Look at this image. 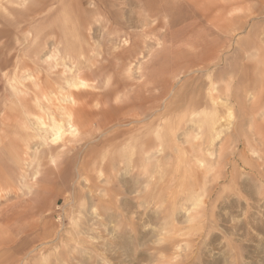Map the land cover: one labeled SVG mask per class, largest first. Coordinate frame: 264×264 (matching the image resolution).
Here are the masks:
<instances>
[{
	"label": "rangeland",
	"instance_id": "374dc122",
	"mask_svg": "<svg viewBox=\"0 0 264 264\" xmlns=\"http://www.w3.org/2000/svg\"><path fill=\"white\" fill-rule=\"evenodd\" d=\"M261 49L264 0H0V264H264V99L186 134Z\"/></svg>",
	"mask_w": 264,
	"mask_h": 264
},
{
	"label": "bare ground",
	"instance_id": "6f19581e",
	"mask_svg": "<svg viewBox=\"0 0 264 264\" xmlns=\"http://www.w3.org/2000/svg\"><path fill=\"white\" fill-rule=\"evenodd\" d=\"M208 3L212 4L211 7L219 4L215 1L214 2L209 1ZM225 3H223L222 5L220 3V5H218V7L216 6L218 8V15H220V16L223 15L224 13H226L227 10H229L231 8V3H229V2H228L229 4H227V3L225 4ZM210 4H208V5H210ZM198 5H200V4H198ZM235 21L240 22V20H238L237 16L230 18L228 23H226L222 26H219V28L223 27L224 29L228 30L229 27H231ZM245 23H247V22H245ZM235 26H237V25L235 24ZM221 36L225 37V38L229 37L227 35V32L225 35L221 34ZM222 46H223V43L221 44L220 47H222ZM217 50L218 49H216V51ZM211 57L212 58L217 57L216 52L213 53V55H211ZM259 62L262 65H264V49L260 50ZM263 69H261L262 72H260L259 76L257 75V78L253 79V77L252 78L249 77L248 81L244 84V89H246L244 93L246 95H250V97H248V99H245V97L241 98L238 95H237L238 97H236L234 94H232L231 86L229 84L233 81L232 75L228 76V74H227L226 77H227V79H229V83H226V84H220V81H222L221 79L210 81L209 85L207 86V88L203 94V98L205 99V106L203 108L195 111V118L192 119V121H191L192 123L190 122L191 124L188 125L189 129L186 131V134L189 133L190 129L195 126L197 129V132L200 135H205V137H207V139H208L207 142L208 141L211 142L212 140H214V138L220 136L221 133H224L223 134V140H225V142H228L229 140L233 139L234 133L232 131L225 133L224 128H222V127H225V123L222 124L221 121H222V119H225L226 116L231 115L232 108L230 105H231V102L234 98L239 103L241 108H242V106H244L245 109L243 111H245V114L248 115L250 122H254L256 117H257L258 111L261 109V105H262L261 102L264 99L263 98L264 97L263 96L264 78L262 77V73L264 71ZM71 85L73 87H75L76 89H78L80 87H85L87 84L83 79H76V80H73L71 82ZM257 88H258V90H257ZM63 90H65V89H63ZM68 96H69L68 101H71V100L73 101V99L71 97L72 95L70 94ZM233 96H235V97H233ZM152 98H154V97H152ZM200 98H192L191 101L198 102ZM61 108H62V110H66L65 107H61ZM70 110H69V112L68 111L65 112V114H66V120L65 121H66V125H68L67 130L72 132L75 130V127L72 124L73 115L70 112ZM41 124L43 125V127H45V129L52 128L54 130L53 133H51L52 134L51 136H53L54 138L61 136V134L64 132L63 126H65V125H62V120L59 121L55 118H52V122L50 124H46V122H41ZM176 125L178 128H183V129H185V126L187 127L186 124L184 126H182L180 124L179 120L176 121ZM164 127L168 133H170V132L173 133V130H172L174 127L173 120L171 118H167L164 122ZM234 129H236V128H234ZM153 132H155V131H153ZM160 132H161L160 130L159 131L157 130L156 135H159ZM258 133L260 135L262 134L261 131H258ZM255 134H257V133L255 132ZM161 136H162V133L160 134V137ZM162 140L163 139H161V141ZM247 140H249V138ZM152 141H150V138H147L143 142H141V147L143 148L142 149L143 152L147 153L149 151V149L152 147ZM153 144H155V143H153ZM154 146H156V144ZM196 148H197V146H196ZM151 157H152V154H147L146 157H143V160L144 159H150ZM186 193H187L188 197H191L192 193H190V192L189 193L186 192ZM173 228H174V230H176L175 226H173L172 229ZM172 236H174V235H172ZM167 239H169V237ZM170 243H173L172 237H170ZM160 248H161V246H160Z\"/></svg>",
	"mask_w": 264,
	"mask_h": 264
}]
</instances>
